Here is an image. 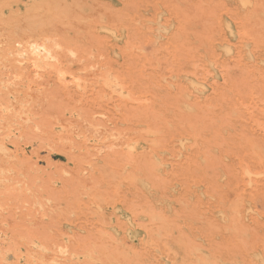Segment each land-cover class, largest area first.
I'll return each instance as SVG.
<instances>
[{"label": "rangeland", "instance_id": "374dc122", "mask_svg": "<svg viewBox=\"0 0 264 264\" xmlns=\"http://www.w3.org/2000/svg\"><path fill=\"white\" fill-rule=\"evenodd\" d=\"M0 45V264H264V0H0Z\"/></svg>", "mask_w": 264, "mask_h": 264}, {"label": "bare ground", "instance_id": "6f19581e", "mask_svg": "<svg viewBox=\"0 0 264 264\" xmlns=\"http://www.w3.org/2000/svg\"><path fill=\"white\" fill-rule=\"evenodd\" d=\"M1 46V45H0ZM5 47H8L7 45L5 46ZM1 52V51H0ZM17 52V51H16ZM20 53H21V51H20ZM8 55V54H7ZM18 56H16V58H17ZM19 58V57H18ZM23 59V58H22ZM35 62L37 63V60H35ZM33 64L35 65V63L33 62ZM20 70V69H19ZM16 88V87H15ZM14 95V94H13ZM17 95V94H16ZM15 96V95H14ZM20 97V96H19ZM6 98V97H5ZM30 99V98H29ZM12 105V104H11ZM18 106V105H17ZM20 107V106H19ZM3 113V112H2ZM5 115V114H4ZM6 127V126H5ZM3 146V145H2ZM10 151V150H9ZM9 166V165H8ZM11 231V230H10ZM65 248V247H64ZM57 250V249H56ZM36 252V251H35ZM67 253V252H66ZM37 254H38V252H37ZM38 256V255H37ZM57 257V256H56ZM59 259V258H58ZM57 263H59V262H57ZM33 264V263H32Z\"/></svg>", "mask_w": 264, "mask_h": 264}]
</instances>
